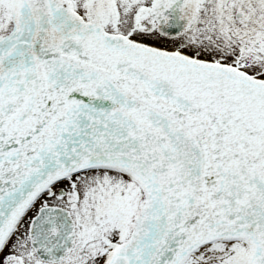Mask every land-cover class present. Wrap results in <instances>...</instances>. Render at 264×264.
Returning <instances> with one entry per match:
<instances>
[{"label":"snow or ice","instance_id":"1","mask_svg":"<svg viewBox=\"0 0 264 264\" xmlns=\"http://www.w3.org/2000/svg\"><path fill=\"white\" fill-rule=\"evenodd\" d=\"M0 264H264V0H0Z\"/></svg>","mask_w":264,"mask_h":264}]
</instances>
